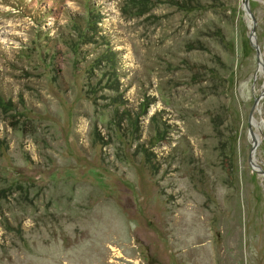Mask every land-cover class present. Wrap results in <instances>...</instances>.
<instances>
[{
    "label": "rangeland",
    "instance_id": "374dc122",
    "mask_svg": "<svg viewBox=\"0 0 264 264\" xmlns=\"http://www.w3.org/2000/svg\"><path fill=\"white\" fill-rule=\"evenodd\" d=\"M248 6L0 0V264H264Z\"/></svg>",
    "mask_w": 264,
    "mask_h": 264
},
{
    "label": "water",
    "instance_id": "95a60500",
    "mask_svg": "<svg viewBox=\"0 0 264 264\" xmlns=\"http://www.w3.org/2000/svg\"><path fill=\"white\" fill-rule=\"evenodd\" d=\"M244 5H245L247 11L249 13H251L250 8L248 6V0H244ZM252 19H253V25H252V30H251V33H250V38H251V41H252L253 45L256 48L257 58L261 62V51H260V48H259L258 44L253 42V39L255 40V29H256V27H255L256 23L255 22H256V20H255L254 16H252ZM262 96L263 95H260V96H258L255 99L254 107L256 106V104L258 103V101L261 99ZM252 114H253V109H252L251 114H250V121L251 122H252ZM250 130H251V136H252V147H251V153H250V164H251V167H252L253 170H255L258 173L264 175V169H262L255 161V153H256V148H257V145H258L257 135L252 130V128H250Z\"/></svg>",
    "mask_w": 264,
    "mask_h": 264
},
{
    "label": "trees",
    "instance_id": "16d2710c",
    "mask_svg": "<svg viewBox=\"0 0 264 264\" xmlns=\"http://www.w3.org/2000/svg\"><path fill=\"white\" fill-rule=\"evenodd\" d=\"M183 4H184V5H186V4H187V2L185 1ZM106 60H107V61H109L110 63H112V61H113V58H111V57H108ZM1 144H2V140L0 139V147H1Z\"/></svg>",
    "mask_w": 264,
    "mask_h": 264
},
{
    "label": "bare ground",
    "instance_id": "6f19581e",
    "mask_svg": "<svg viewBox=\"0 0 264 264\" xmlns=\"http://www.w3.org/2000/svg\"><path fill=\"white\" fill-rule=\"evenodd\" d=\"M255 122V121H254ZM257 124V123H256Z\"/></svg>",
    "mask_w": 264,
    "mask_h": 264
}]
</instances>
